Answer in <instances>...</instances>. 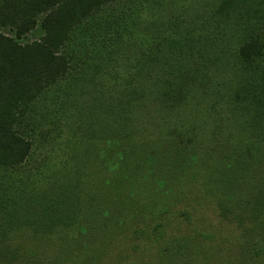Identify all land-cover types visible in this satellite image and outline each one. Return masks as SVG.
I'll return each instance as SVG.
<instances>
[{"label":"trees","instance_id":"trees-1","mask_svg":"<svg viewBox=\"0 0 264 264\" xmlns=\"http://www.w3.org/2000/svg\"><path fill=\"white\" fill-rule=\"evenodd\" d=\"M114 1L0 0V25L12 28L0 33V264H49L39 238L85 226L93 235L108 207L102 222L117 241L106 250L154 243L152 264H264V0H192L187 15L168 0L156 17L167 34L137 35L134 65L108 81L121 46L77 66L62 48ZM35 27L39 37L19 40ZM155 115L191 135L144 134Z\"/></svg>","mask_w":264,"mask_h":264},{"label":"rangeland","instance_id":"rangeland-1","mask_svg":"<svg viewBox=\"0 0 264 264\" xmlns=\"http://www.w3.org/2000/svg\"><path fill=\"white\" fill-rule=\"evenodd\" d=\"M158 1L160 3L159 6L153 7L155 5V0H117L102 6L91 16H88L86 20L81 22L69 32L68 40L62 48L66 51V54L72 58L70 66L85 64V62H94L96 61L97 56H99V59L105 60L108 52H111L115 56L120 55V52H122L121 54H124L125 57H123L124 59H122L121 62H116L118 67L114 70V75H112V71L111 74L105 77V79L111 81L112 79L119 80L126 77L128 74V67H132L134 65L129 53L131 46L130 41H132L137 35L140 37L142 43L148 42L149 37L153 40H161V37L166 35L168 32V30H163L161 28V33L157 35L160 27L157 24L159 21L156 17L163 12L164 8L167 10L170 5L168 0ZM191 2L193 1L182 0L183 5L187 7L185 15L192 13L193 7ZM147 4L149 5L147 9H142V6ZM143 23L147 25L144 32L140 30ZM139 27L140 29H137ZM0 33L12 35V28L9 25H0ZM39 35H41V30L39 27H35L24 36L20 37L19 40L25 41L33 39L34 37H39ZM119 46L122 47V51L120 52L117 50ZM162 46L163 43H160L157 47V52H155L157 53L156 56H160ZM164 50L165 47L163 51ZM118 59L121 58H116V60ZM42 103V99L39 98L36 109L38 106L42 105ZM42 112L43 111H38L36 117H33V121L37 122V119H42ZM55 118H57L56 115L50 122L52 123ZM172 127V125L159 119V116L155 115L154 121L151 125H144L143 133L147 134L148 132L146 130H150V137L160 139L161 141H171V138L177 139L180 133L189 135L192 133L185 131V129L169 131ZM61 132L62 131H60V134ZM37 134L38 133L35 132V139L41 140V138H38ZM60 134H58L59 138ZM165 134H169L170 136ZM58 137H54V143L60 142L61 139ZM49 142L51 141L48 140V143ZM53 152L56 153L58 157L61 156V151L55 150V147ZM36 158L37 156L35 157V160ZM31 164L35 165V163ZM192 165L193 163L191 162L189 167H192ZM152 174L156 178L157 169L156 174L154 171ZM151 187V184H142L141 193H148L149 196L156 198V201H158L156 205H160V201H162V199L159 198L158 195L154 194ZM195 209H197V207ZM114 210V208L108 207L105 210L106 215H102V213H100L97 221V226L100 225L99 230H97V226L90 224L94 232L93 235L90 234V228L85 226V231L83 233H79L77 229L69 228L68 230L53 233L48 238H39L37 245L42 253L38 255V259L43 261L47 260L49 264H85L86 262L88 264H152L149 263V261L151 260V257H153L156 249V244L154 243L145 245L142 248H136L134 243L131 244L133 247L123 244V246H121L118 250L116 247L106 250L105 243L114 235L112 232H115L116 229L110 223H103L102 216L108 218L107 215L113 214ZM192 212H195L192 215L193 224L195 228L198 229L199 223H194L197 218L196 211ZM206 212L209 213V218L212 223H215L212 219L213 213L211 212V209L207 208ZM179 221L182 222V220ZM49 241L52 242V245H45L46 242L49 244ZM111 241L116 242L117 239L115 240V237L113 236ZM58 247H62V249L59 250L57 249ZM200 248L199 243H196V254L199 253L197 250H200ZM92 257H95L96 260L90 263L89 259ZM198 261L199 259H195V262L192 261V264H195ZM182 263L184 264L183 261ZM215 263H218V260L209 261V264ZM186 264H188V262H186ZM189 264L191 263L189 262Z\"/></svg>","mask_w":264,"mask_h":264}]
</instances>
